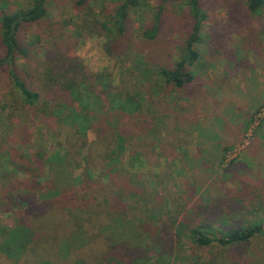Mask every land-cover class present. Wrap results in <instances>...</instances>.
Returning a JSON list of instances; mask_svg holds the SVG:
<instances>
[{
  "label": "trees",
  "instance_id": "1",
  "mask_svg": "<svg viewBox=\"0 0 264 264\" xmlns=\"http://www.w3.org/2000/svg\"><path fill=\"white\" fill-rule=\"evenodd\" d=\"M22 1L12 9L13 1L0 0V72H5L11 88L31 114L53 120L62 128L59 141L66 152L44 161L38 154L35 160L20 158L13 163L14 169H22L24 164L31 180L11 182L0 176V207L9 200L15 208L11 226L0 228V264L39 263L47 250L50 261L44 264H55L58 258L70 264H148L152 257L158 262L162 250L174 257L172 242L178 249L183 224L198 247L243 245L264 234L259 222L235 227L219 223V231L201 225L197 221L205 212L200 204L198 208L192 204L183 207L178 216L175 190L182 189L186 194L190 190L182 176L163 191L151 171L142 180L121 163L125 151H129V162L142 161L150 166L146 155L152 151L141 154L139 145L154 149L158 144L172 143L171 128L177 130V125H171L165 97L173 93L182 98L193 82L200 59L197 47L207 19L200 0H69L74 9L83 12L81 24L105 37L108 56L115 58L113 51H119L121 43L131 45L124 52L132 50L135 59L131 68L120 69L116 83L107 72H87L73 59L60 55L56 46L43 49L37 79L26 73L25 61L30 59L32 48L21 42L19 33L24 25L47 19L48 5L55 0ZM98 1L102 3L96 5L97 10L92 9ZM150 1L154 6L146 23L139 9ZM243 1L252 15L259 16L264 8V0ZM178 6L181 12L175 15ZM133 19H138L137 28ZM155 97L157 110L152 108ZM133 115L137 117L133 122L140 119L144 127H134L136 123L128 119ZM88 131L95 137L90 144ZM87 145L89 155L84 161L86 166H99L100 178L94 179L88 166L77 177L69 174V149L73 157ZM13 151L9 152L10 159L17 152ZM42 165L51 172L45 185L37 177ZM26 192L29 200L24 198ZM195 193L190 195L191 200ZM21 196L22 204L16 206V198L19 201ZM166 260L161 262L171 263V258Z\"/></svg>",
  "mask_w": 264,
  "mask_h": 264
},
{
  "label": "rangeland",
  "instance_id": "2",
  "mask_svg": "<svg viewBox=\"0 0 264 264\" xmlns=\"http://www.w3.org/2000/svg\"><path fill=\"white\" fill-rule=\"evenodd\" d=\"M11 1L15 3L12 9L23 4L22 0ZM101 3L96 2L92 9L97 10L96 5ZM200 4L207 19L201 30L202 41L197 47L200 59L194 69L193 82L187 86L182 98L173 93L165 97L167 112L173 120L171 125H177V130L171 128L170 142L173 144H158L149 149L141 143V154L152 151L146 155L150 166L142 161L129 162V151H125L121 163L127 172L140 175L142 180H146L147 172L151 171L163 191L182 176L190 190L187 194L182 189L174 191L178 199V204L175 203L178 216L183 207L190 208L192 204L198 208L200 204L205 213L197 223L208 224L217 231L220 230L219 223L235 227L259 222L264 226V8L256 16L249 13L243 0H200ZM153 6L150 1L139 9L146 23L150 21ZM48 11L47 19L39 24L24 25L19 33L21 42L32 48L30 59L25 61L28 65L26 73L31 72L37 79L43 49L48 46L49 49L56 46L60 55L73 59L87 72L109 73L115 83L121 68H131L135 59L132 50L124 52L131 45L121 43L120 52L113 51L115 58L108 56L104 49L105 37L81 24L83 12L74 9L69 0H55L48 5ZM180 12L179 6L173 11L175 15ZM133 20L137 28L138 19ZM134 43L139 45L136 40ZM157 97L152 98L155 110ZM135 116L128 119L132 118L133 122ZM136 120L135 125L128 121L129 125H137L139 129L144 127L140 119ZM61 131L53 120L31 114L11 88L5 72H0L1 177L10 178L11 182L31 180L25 173L24 164L22 169H14L13 163L20 162V158L35 160L38 154L44 156L43 161L56 153L63 154L66 149L59 141ZM94 140L93 133L88 131V144ZM88 147H83L75 157L69 149L70 173L68 170L67 173L73 177L80 175L87 166L94 179L101 177L97 164L86 166ZM14 149L17 155L10 159L9 152L15 153ZM37 177L45 185L51 172L42 165ZM194 191L198 193L191 200ZM29 196L31 198L32 190ZM21 198L23 196L19 201L16 198V206L22 204ZM24 198L29 200L27 192ZM5 202L7 205L0 207V228L11 226L15 209L9 200ZM154 204L159 205L158 202ZM183 226L179 248L172 242L176 249L174 257L162 250L160 261L156 262L152 257L148 264H165L163 262L170 258L168 264H264V234L243 245L198 247ZM49 251H45L44 257L41 255L39 263L34 261L33 264L50 261ZM58 259L55 264H70Z\"/></svg>",
  "mask_w": 264,
  "mask_h": 264
}]
</instances>
